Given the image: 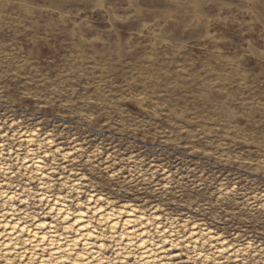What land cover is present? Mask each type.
Segmentation results:
<instances>
[{"label": "rangeland", "instance_id": "374dc122", "mask_svg": "<svg viewBox=\"0 0 264 264\" xmlns=\"http://www.w3.org/2000/svg\"><path fill=\"white\" fill-rule=\"evenodd\" d=\"M12 222L72 253L0 264H264V0H0Z\"/></svg>", "mask_w": 264, "mask_h": 264}, {"label": "bare ground", "instance_id": "6f19581e", "mask_svg": "<svg viewBox=\"0 0 264 264\" xmlns=\"http://www.w3.org/2000/svg\"><path fill=\"white\" fill-rule=\"evenodd\" d=\"M37 164V162L35 163ZM63 219H67V215L62 214L61 216ZM125 220L122 222V227L125 228V234L127 237L132 238H141L142 233H139L138 231H135L133 229L134 224L136 223V220L132 218V214H129L125 216ZM75 232H77L78 240L81 241L83 248L85 250L91 251V246L88 241H90V238L92 237V234L87 230V226L83 224L82 217L76 218L73 224H75ZM44 224L37 225V229L34 228L33 230H30L29 227L19 223V222H12V223H5L3 225V231L4 234L3 237H5V240L0 242V253L2 256L9 255L12 250L16 249L17 241H19L20 238H22L21 235L28 236V240H30L34 245L33 247L36 249H44L47 250L50 255L55 256L58 255L61 252H65L67 254L72 253V243H67L65 245L61 244V241L63 239L56 235L55 231H52L53 227H48L49 231L46 233L40 232L39 230L45 229ZM114 228V225H113ZM37 232H36V231ZM142 241V239L140 240ZM142 258L149 263L151 259V252L145 251L143 252ZM60 260V258H56V261ZM45 262V260H42L41 263Z\"/></svg>", "mask_w": 264, "mask_h": 264}]
</instances>
